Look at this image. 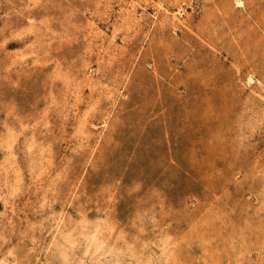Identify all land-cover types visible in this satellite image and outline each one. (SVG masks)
I'll return each mask as SVG.
<instances>
[{"label": "rangeland", "instance_id": "1", "mask_svg": "<svg viewBox=\"0 0 264 264\" xmlns=\"http://www.w3.org/2000/svg\"><path fill=\"white\" fill-rule=\"evenodd\" d=\"M0 264H264V0H0Z\"/></svg>", "mask_w": 264, "mask_h": 264}]
</instances>
